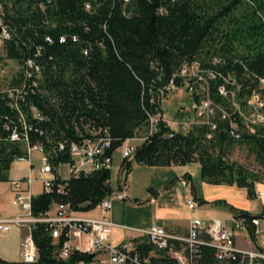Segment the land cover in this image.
<instances>
[{"label":"trees","instance_id":"trees-1","mask_svg":"<svg viewBox=\"0 0 264 264\" xmlns=\"http://www.w3.org/2000/svg\"><path fill=\"white\" fill-rule=\"evenodd\" d=\"M0 8L1 25L9 33L2 46L5 57L17 63L29 57L40 66L37 87H30L25 100L18 101L26 128L5 91L23 81V71L16 70L9 84L0 87V182L10 180L12 162L25 154L24 142L10 140L14 129L20 136L27 134L31 144L42 145L55 172L69 161L67 147L60 150L59 142L67 146L93 137L97 129L106 130L111 139L108 153H113L144 129L145 140L121 160L126 175L134 162L147 166L197 162L202 181L243 187L248 198H255L254 185L264 179L227 159L226 152L233 143L243 145L264 170V124L253 132L245 129L240 116L232 113V100L218 87L234 90L238 104L247 109L246 99L264 83V0H0ZM193 60L217 71L208 81L209 96L232 113L241 128L239 137L232 135L229 120L217 114L212 117L213 129L192 124L182 133L160 119L149 133V116L163 111L159 89L170 78L179 85L181 66ZM226 76L235 78V84L227 83ZM260 92L264 98V87ZM188 96L189 102L198 100L196 94ZM28 104L38 109L40 118ZM174 117L189 114L181 107ZM183 177L191 181L190 174ZM110 179L108 168L66 178L56 175L50 191L32 195L31 211L44 212L57 203L76 211L92 210L113 191ZM60 184L63 190L57 191ZM148 191L156 195L152 188ZM196 199L199 204L207 202ZM227 207L249 224L263 217L264 206L259 214ZM32 234L35 262L0 257V264H62L54 257L44 224H35ZM210 254L202 247V258L211 261Z\"/></svg>","mask_w":264,"mask_h":264},{"label":"built area","instance_id":"built-area-1","mask_svg":"<svg viewBox=\"0 0 264 264\" xmlns=\"http://www.w3.org/2000/svg\"><path fill=\"white\" fill-rule=\"evenodd\" d=\"M1 25V24H0ZM9 37L7 29L1 25L0 44ZM64 37H61V40ZM49 40V38L47 37ZM75 39V38H74ZM216 62L217 59L214 58ZM213 62V63H215ZM23 71V81L16 85H11L5 91L8 94L10 104L14 106L22 119L23 127L24 114L19 107L18 101H24L29 93L30 87H37L40 76V66L32 59L26 58L18 62V69ZM179 85L170 78L163 88L159 89V102L161 109L167 91L175 87H184L189 95L196 94L198 100H191V107L188 112L193 114L194 119L185 117L183 119H167L165 112L149 116V133L156 129L158 121L161 119L167 122L175 131L180 126L187 132L192 124H209L211 128L216 127L212 117L217 114L221 119H228L231 133L235 137L240 135V127L231 119L232 113H237L242 119V123L250 132L254 131L256 125L264 124V100L260 101L259 96H255L254 91L246 99L247 109L241 108L235 99L234 90H227L225 85H220L218 91L224 96H229L235 106L233 112L215 104L209 96L208 81L217 76L214 69L203 68L199 61L193 60L184 63L180 70ZM174 76V75H173ZM225 81L231 85L235 84V78L226 76ZM31 92L33 90L31 89ZM256 97V98H255ZM252 101L258 102L253 104ZM29 110L40 118V112L33 104H28ZM93 137L82 138L80 141H70L67 146L63 142L58 143V148L63 150L67 147L69 161L63 163L68 169V175H78L88 173L93 170L108 168L112 164V155L108 153L111 139L106 130L97 129L93 132ZM146 136H132L126 139L122 149L123 158L130 157L135 149L136 140L144 141ZM10 140H20L24 142L25 154L17 157V160H29L32 151L42 154L40 176L37 181L41 182L45 191L52 189V181L60 172L48 161L44 150L39 143H30L27 134H20L13 130ZM132 142V143H131ZM60 165V164H59ZM45 175H50L46 177ZM61 176V175H60ZM34 179L29 175L21 179L11 181L14 193V202L19 206V212L10 217L0 215V232H6L13 225L24 228L25 233L20 239V260L24 263L35 262L37 259V248L33 245L32 229L35 224H44L52 244L54 245V257L62 264H202L204 259L209 264H264V247L255 246L249 250H243L235 234L237 229H246L250 224L256 226L260 218H253L249 222L243 217L231 216V223L228 225L225 219L193 217L187 224L184 233L174 232L156 222L145 228L120 226L131 231L132 235L123 233L118 237V241L113 240V229L117 225L111 220V207L113 199L123 200L129 198L125 187L122 190L112 191L108 195V201L103 206H96L89 210L97 211L98 215L86 216L80 214L83 211L72 210L68 204L57 203L54 208L47 211L33 214L31 211V185ZM181 179V183L184 184ZM57 191L63 190V185L57 186ZM259 194V193H258ZM153 200V199H152ZM187 207L195 210L199 205L192 199H186ZM264 218V209L263 217ZM253 233L256 231L253 230ZM202 247L212 257L202 258ZM207 259V260H206Z\"/></svg>","mask_w":264,"mask_h":264},{"label":"rangeland","instance_id":"rangeland-1","mask_svg":"<svg viewBox=\"0 0 264 264\" xmlns=\"http://www.w3.org/2000/svg\"><path fill=\"white\" fill-rule=\"evenodd\" d=\"M247 6V4L242 5L240 7L241 9H244L243 7ZM244 11V10H243ZM247 12V10L244 11V13ZM1 13V8H0ZM1 24V20H0ZM0 32H1V25H0ZM8 32V31H7ZM3 44H0V54L4 57L0 61V87H6L9 84V80L12 76V74L18 69V63L15 60L9 59L5 57V54H3L2 49ZM264 87V83L259 86V90L255 93V96H259L260 101L263 103V96L260 92V89ZM235 94V93H234ZM166 98L164 97V103L162 110L165 112V116L167 119L173 121L174 115L176 114L177 110H179L181 107L184 108L185 113L189 114V117L191 119H194L193 114L188 112V110L191 107V102H189V96L187 91L184 87H175L174 89L167 91L165 94ZM256 98V97H255ZM253 104H257L258 102L252 101ZM177 129L181 132L184 131L180 126H177ZM143 130L140 129L138 135H143ZM184 133V132H182ZM126 139L124 140V142ZM124 142L121 146L117 147L114 150V155L111 153L112 157V164L110 167L111 171V186L113 187V191L122 190L123 187L127 189V192L129 194V198L123 199V200H116L113 199V206L111 207V219L113 222L117 225L113 229V240L114 242L118 241V237L121 236L123 233H127V235H132L133 233L129 231L128 229L124 228L122 229L120 226H132V227H143L145 228L146 225H150L151 222H156L157 225H162V221L165 217V212L163 211H156V205L149 202L148 196L149 191L148 188H150L151 185L156 187L158 190L162 191L165 186H167L168 181H165L166 176V168L165 166H147V165H141L137 163L132 164V169L129 172V174L126 175L125 170L122 169L120 166V162L122 160V149L124 147ZM134 142V145H138L141 140L132 141ZM131 142V143H132ZM25 147V146H24ZM45 154V152H44ZM46 156V154H45ZM19 157V156H18ZM41 157L42 154L38 151H32L29 160H17L16 159L12 162L9 170V177L11 180L19 179L21 176H26L30 170L32 173V176H38L39 175V167H41ZM47 157V156H46ZM129 158V157H127ZM226 158L230 161H235L250 171L259 174V176H262L264 179V170L257 164V162L254 160V156L252 153H250L245 146L238 145L237 143H233L231 146H229V149L226 152ZM32 163V165L30 164ZM190 170L194 172L193 175V182L195 188L199 191L200 189V166L198 163L192 162L189 163ZM195 168V171L193 170ZM58 171L60 172V175L63 178H66L70 175H68V169L63 164H60L57 166ZM46 177H50V175H45ZM181 179L185 181V184L181 183ZM126 181V184H125ZM190 184L191 181H189L187 178L179 177V182L174 186L172 190V197L171 199L164 196L163 198H160V204L166 205L167 207L174 208L179 214L186 215L190 209L187 207L186 199L193 197L189 196L190 193ZM187 187V189H186ZM43 185L39 181H34L31 185V193L32 195H36L40 192H42ZM123 191V190H122ZM184 194H188L187 196ZM257 196H260L261 193H256ZM255 194V196H256ZM12 199L14 201V197L12 196V191L10 187V181H2L0 182V211L5 210L9 211L13 208H15V204L12 203ZM196 201V199H194ZM199 205L198 201H196ZM159 204V203H158ZM55 205H53L51 208H54ZM19 208V206H18ZM198 207H196V211ZM264 209V208H263ZM19 212V211H18ZM17 212V213H18ZM213 212V210L209 211ZM205 211L199 210L198 212L194 213L189 219L187 224L189 223L190 219L193 217H199L202 218V216H205ZM16 214V213H15ZM80 214L86 215V216H96L98 213L91 212V213H85L84 211ZM13 216V215H12ZM201 216V217H200ZM224 216H227L225 214ZM231 216L225 219L226 223L230 225L231 223ZM211 218H219V217H211ZM208 218V219H211ZM160 223V224H159ZM187 227V225H186ZM166 228V227H165ZM238 231L235 234V237H239L240 231H244V229H237ZM246 230V229H245ZM25 230L24 228L20 226L13 225L12 228L9 231L6 232H0V257H3L6 260L11 261H18L20 260V239L24 235ZM256 233V232H255ZM253 233V234H255ZM253 239L250 235V232H248L246 235H243V237L240 238L241 243H239V247L243 250H249L251 248H254L255 245L252 244ZM251 245V246H250ZM262 247V246H261Z\"/></svg>","mask_w":264,"mask_h":264},{"label":"crops","instance_id":"crops-1","mask_svg":"<svg viewBox=\"0 0 264 264\" xmlns=\"http://www.w3.org/2000/svg\"><path fill=\"white\" fill-rule=\"evenodd\" d=\"M112 159H114V157H112ZM30 164L32 165V163ZM165 167L168 168L166 169L167 171H166V176H165V181H168L167 186H165V188L162 191H160L156 187L151 185L150 188L153 189V192L156 193V195L152 194V192H149L150 196H148V199L150 203L156 205L157 207L156 211L165 212V217L162 221V225H164L169 230H172L178 233H184L186 230L188 219L194 213L198 212L199 210H203L206 212L205 216H202V218L206 220H209L208 218H211V217L226 218L232 215L233 213L232 211L228 209L227 205H231L232 207L236 209L244 210L251 214H259L262 211V208L264 206V181L255 183L254 185L255 194L259 192L261 193L260 196H257L256 194L255 198H248L247 191L243 187H238L236 185H226V184H210L202 180L200 183V189L198 191L194 186V182H193L194 172L190 170L189 164L175 165V166L172 165V166H165ZM193 170L195 171V168H193ZM184 173H188L191 175V184L189 186L191 195L189 196L193 197L194 199L202 198L205 201H207L203 204H199L198 209L196 211L190 210L187 212L186 215L179 214L174 208L167 207L165 204L161 205L159 202L160 198H163L164 196L171 199L172 190L174 186L179 182V177H181ZM28 175L32 179H34V181H37V179L40 176V172L38 176H32V173L29 170L26 176ZM23 177L25 176L24 175L21 176V178ZM9 181H10L12 196L14 197V193H13L12 186H11L12 180L10 179ZM125 184H126V181H125ZM191 185H193V188H191ZM184 195L187 196L188 194H184ZM217 200L224 201L225 203H218L216 202ZM196 201L198 200L196 199ZM12 203L15 204L16 207L9 210L8 212L5 210L3 211L1 210L0 215L2 217H10L19 211L18 205L13 201V199H12ZM211 210H213V212H209ZM91 212L97 213V211H91ZM225 214H227V216H224ZM110 217H111V214H110ZM147 226L148 225H146V227ZM249 228L250 227L246 228V230L244 231H240L239 237L237 238L239 243H241L240 238L249 232ZM251 229L256 231V233L254 234V239H253L252 244L255 246L264 247V218H260L258 224L256 226H251Z\"/></svg>","mask_w":264,"mask_h":264},{"label":"bare ground","instance_id":"bare-ground-1","mask_svg":"<svg viewBox=\"0 0 264 264\" xmlns=\"http://www.w3.org/2000/svg\"><path fill=\"white\" fill-rule=\"evenodd\" d=\"M184 184H185V182H184ZM106 201H108V197H106L98 206H103V204H105Z\"/></svg>","mask_w":264,"mask_h":264}]
</instances>
